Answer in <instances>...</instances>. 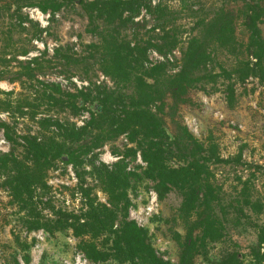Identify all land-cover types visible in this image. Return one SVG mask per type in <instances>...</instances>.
Listing matches in <instances>:
<instances>
[{
  "label": "rangeland",
  "instance_id": "rangeland-1",
  "mask_svg": "<svg viewBox=\"0 0 264 264\" xmlns=\"http://www.w3.org/2000/svg\"><path fill=\"white\" fill-rule=\"evenodd\" d=\"M28 1L35 0H0V122L7 121L14 136L25 143L24 136L41 133L37 124L40 117L51 116L59 121L58 126H51L52 133L66 137L74 161H55L47 176L51 188L43 201H52L58 208L80 212L83 198L79 186L83 184L91 190V196L105 202L99 171L105 166L111 169L118 164L116 169L123 167L130 175V218L147 229L148 238L159 256L171 264H231L227 263L228 255L238 252L242 264H253L250 253L257 245V225L264 221V213L257 214V206H247L245 212L248 216H242L237 222L236 217L241 215L234 211L237 212L238 205L245 203L243 197L247 191L253 204L264 205V84L255 77L245 82L234 79L237 95L234 106H230L227 100L229 80L225 76L217 77L215 82H205V89L192 88L187 103L175 105L176 98L168 95L164 101L163 131L156 129L149 133L142 130L143 134L137 135L134 142L124 133L101 147L90 148L93 134L77 143L70 130H74V137L83 131L82 127L91 120L93 103L99 101L96 97L99 93L103 92V98L113 92L115 100L121 94H127L128 100L130 94L136 92L134 76L113 78L103 71L100 54L88 47V44L98 41L97 35L87 32L88 16L77 2L69 3L52 14L27 5ZM141 3L137 15L124 14V18L130 19L120 30V35L134 47L136 44L147 45V41L162 43L161 37L166 31L174 34L179 41L174 50L161 52L156 46H149L144 62L145 67L168 63L170 73L180 68L182 52L190 39L197 35L195 26L200 18L222 5L234 9L241 5V2L236 4L230 0H141ZM159 3L167 6L165 12L171 21L159 18L155 13L154 6ZM16 7L20 9L15 10ZM169 10L173 12L170 16ZM237 27L238 37L248 41L249 32L240 21ZM261 29L264 35V22ZM24 50L28 53L23 54ZM208 51H211L212 59L206 72L218 73L220 65L233 69L235 58L227 50L212 45ZM53 84H60L67 92L88 91L92 100L79 113L70 108L56 110L45 104L42 95L43 87ZM161 106L159 100L151 105L155 111ZM4 107L9 110H4ZM178 124L187 125L198 139L207 145H216L219 155L229 159L228 163H211L215 185L223 206L229 211L227 235L221 241L203 244L196 240L193 246L188 241L185 223L178 215L181 195L173 190L161 196L157 182L146 172L147 162L138 141H144L145 146L152 145L150 141H165L166 149L176 136ZM86 140L87 144L80 148L78 145ZM17 147L16 154L22 157L24 148L21 145ZM170 149L174 153L168 158L169 165L184 163L183 153ZM11 150V143L0 129V155L9 154ZM165 152L167 155L170 153ZM153 198L154 210L148 214ZM43 206L40 203L37 211ZM43 214L52 216L49 210H44ZM28 215L23 204L13 200L7 176L0 175V264H27L24 262L27 255L31 259L28 264H129L113 258L92 262L80 250L71 230L54 234L42 228L30 231L25 226Z\"/></svg>",
  "mask_w": 264,
  "mask_h": 264
},
{
  "label": "trees",
  "instance_id": "trees-1",
  "mask_svg": "<svg viewBox=\"0 0 264 264\" xmlns=\"http://www.w3.org/2000/svg\"><path fill=\"white\" fill-rule=\"evenodd\" d=\"M230 1L236 4L241 2V5H236V9L222 5L196 22L195 30L198 33L183 50L180 68L172 73L169 72L168 63L160 62L145 67L144 62L149 46L154 45L161 52L174 50L179 42L174 34L166 31L161 37L162 43L152 44L147 41V45L136 44L134 47H131L126 37L120 35V30L126 27V21L130 19L124 18V14L130 12L137 15L142 6L141 0L28 1L27 5L52 14H56L69 3L77 2L88 16L87 32L97 35L98 41L88 44V47L100 54L103 71L113 78L119 75L134 76L133 87L136 92L130 94V101L127 100V94L124 96L121 93L117 100L113 92L109 95L107 93L103 97L105 99L102 98L103 92L96 96L99 101L93 103L91 120L82 127L83 131H79L74 137V130H70L75 142L85 140L88 135L93 134L90 148H98L124 133L134 142L137 135L143 134L142 130L149 133L156 129L163 131L164 101L167 96L176 98L175 105L180 104L179 102L187 103L190 100L187 96L192 88L205 89V82H215L217 77L225 76L229 80L226 95L230 106H234L237 97L234 79L245 82L248 78L255 77L264 84V35L261 29L264 22V0ZM19 9L16 7L15 10ZM166 9L167 6L164 7L161 3L154 6L159 18H165L169 22L171 19L167 17ZM172 13L169 10L168 16ZM239 21L245 31L249 32L248 41L237 35ZM212 45L225 49L234 56L233 69L220 65L221 71L218 73L205 71L212 59L211 51H208ZM27 53V50L23 51V54ZM42 95L46 105L59 111L70 108L74 113L87 108V102L92 100L88 91L81 89L74 93L67 92L60 84L43 87ZM157 100L162 106L155 111L151 105ZM4 110L9 108L4 107ZM37 124L41 133L26 135L23 137L25 143H21L14 136L11 125L7 121L0 122V129L12 145L9 154L0 155V175L7 176L13 200H18L29 212L25 221L26 228L30 231L42 228L51 234L71 230L78 240L80 250L92 262L113 258L120 263L129 264H171L158 255L148 238L147 229L130 218V175L123 167L116 169L118 164L111 169L105 166L99 171L105 202L91 196V190L83 184L79 186L83 198L80 212L58 208L52 201H43L51 188L47 183V176L55 166V161L70 163L74 158L66 137L52 133L51 126L59 125L57 119L42 116ZM85 142L87 140L78 146H85ZM138 142L142 148L143 159L147 162L146 172L157 182L160 195L173 190L181 195L182 203L178 215L187 228L188 241L194 246L196 240L203 244L223 240L227 235L229 211L223 206L220 192L215 185L211 163H228L229 159L222 158L216 145L205 144L184 124L177 125L176 136L167 144L166 149L165 141H150L152 145L148 146L142 140ZM19 145L24 148L22 157L16 154ZM170 148L183 153L184 163L169 165L168 158L174 153ZM165 151L170 153L167 155ZM245 196V203L238 205L237 212L234 211L236 215H241L236 217L237 222L242 216H248L245 212L247 206H257V214L264 213L262 203L253 204L248 191ZM40 203L44 204L43 209L37 211ZM44 210H49L52 216L43 214ZM257 229V245L252 247L250 257L253 264H263L264 221L257 225ZM30 261V255H27L24 262L28 264ZM227 263L243 262L238 252H232L228 255Z\"/></svg>",
  "mask_w": 264,
  "mask_h": 264
},
{
  "label": "built area",
  "instance_id": "built-area-1",
  "mask_svg": "<svg viewBox=\"0 0 264 264\" xmlns=\"http://www.w3.org/2000/svg\"><path fill=\"white\" fill-rule=\"evenodd\" d=\"M163 58V57H162ZM153 65V64H152ZM154 210V198L151 201V206L148 207L147 213L150 214Z\"/></svg>",
  "mask_w": 264,
  "mask_h": 264
}]
</instances>
